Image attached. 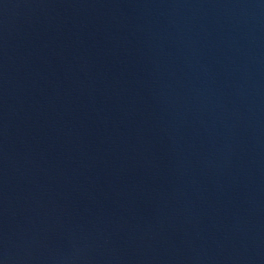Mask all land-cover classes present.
I'll list each match as a JSON object with an SVG mask.
<instances>
[{
	"label": "water",
	"instance_id": "95a60500",
	"mask_svg": "<svg viewBox=\"0 0 264 264\" xmlns=\"http://www.w3.org/2000/svg\"><path fill=\"white\" fill-rule=\"evenodd\" d=\"M0 264H264V0H0Z\"/></svg>",
	"mask_w": 264,
	"mask_h": 264
}]
</instances>
